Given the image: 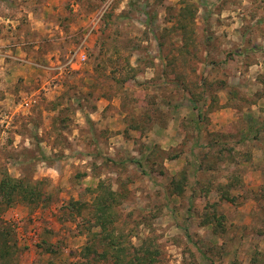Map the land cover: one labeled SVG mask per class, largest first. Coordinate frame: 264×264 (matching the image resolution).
I'll use <instances>...</instances> for the list:
<instances>
[{"label": "rangeland", "instance_id": "374dc122", "mask_svg": "<svg viewBox=\"0 0 264 264\" xmlns=\"http://www.w3.org/2000/svg\"><path fill=\"white\" fill-rule=\"evenodd\" d=\"M81 43L86 62L65 67ZM220 146L231 156L197 170ZM3 172L40 182L45 201L1 207L16 253L0 264H110L82 254L99 182L125 195L115 227L150 240L155 264H264V0H0ZM231 178L234 203L216 191ZM213 209L216 234L201 225Z\"/></svg>", "mask_w": 264, "mask_h": 264}, {"label": "trees", "instance_id": "16d2710c", "mask_svg": "<svg viewBox=\"0 0 264 264\" xmlns=\"http://www.w3.org/2000/svg\"><path fill=\"white\" fill-rule=\"evenodd\" d=\"M195 10H190V6H184L181 9L180 18L177 21V28L183 33L188 30V26L193 22V16ZM189 17L188 21L186 18ZM187 36V35H185ZM132 71V69H130ZM129 79L124 78L123 81L127 82ZM193 95L192 100L198 101V97ZM213 99H211L212 101ZM212 105H208L207 110H211ZM146 123L152 125L150 113L145 114ZM200 120V117H199ZM129 130L137 132L139 135L143 133L144 126L142 123H133L128 127ZM218 145V138L211 140L206 144V148L215 149ZM233 150L227 146H220L215 154L214 161L207 160L210 152L208 151L204 156L198 159L197 170L204 168L207 172H214L217 170V161L225 160L226 156L223 155L228 152V157L231 156ZM154 155L152 151L145 157L150 159ZM180 156L179 152L173 155H166L165 160H176ZM46 160V157L45 159ZM138 168H142L140 161L134 162ZM161 175H165V170H158ZM187 173L185 171L179 172L173 176L170 181L171 194L181 196L185 192L187 184ZM237 185V180L231 178V180L225 185H217L216 191L219 193L220 200L234 203L235 198L230 195V190ZM206 188V187H204ZM204 188L202 190H204ZM206 192L209 190L206 189ZM96 196L89 209V216L86 219L87 228L85 233L88 235V239L83 248V256L88 258L89 255L97 256V259L110 264H155L158 260L159 251L153 245L150 240L143 239L142 242L137 245H131V242L125 235L115 227L119 213L116 212V207L119 206L126 198L121 192L113 191L111 187L107 186L104 182H99L97 188L94 190ZM44 192L40 182H34L31 180L16 179L11 177L7 172L2 173L0 179V211L4 208L12 207L15 204L25 203L27 205H38L45 200ZM3 206V208H1ZM76 212L80 211V208H74ZM208 210V208H207ZM204 218L201 225H211L213 234L224 231L222 226L223 217H218L216 211L211 210V214L204 212ZM12 230L0 225V263H7L9 258L16 253V247L11 243ZM100 250V251H99Z\"/></svg>", "mask_w": 264, "mask_h": 264}, {"label": "built area", "instance_id": "2783aa9c", "mask_svg": "<svg viewBox=\"0 0 264 264\" xmlns=\"http://www.w3.org/2000/svg\"><path fill=\"white\" fill-rule=\"evenodd\" d=\"M87 60L83 43L76 46L67 56L65 67L78 70Z\"/></svg>", "mask_w": 264, "mask_h": 264}]
</instances>
